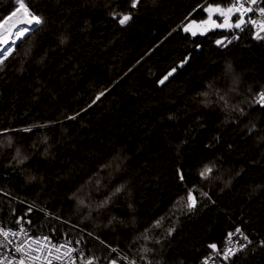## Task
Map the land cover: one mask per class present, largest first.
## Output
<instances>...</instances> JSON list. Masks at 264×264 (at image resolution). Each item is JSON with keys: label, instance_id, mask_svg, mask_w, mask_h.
<instances>
[{"label": "trees", "instance_id": "obj_1", "mask_svg": "<svg viewBox=\"0 0 264 264\" xmlns=\"http://www.w3.org/2000/svg\"><path fill=\"white\" fill-rule=\"evenodd\" d=\"M24 2L43 23L0 65L2 225L96 264H200L241 228L227 264H264V34L217 12L228 27L184 31L235 0Z\"/></svg>", "mask_w": 264, "mask_h": 264}, {"label": "snow or ice", "instance_id": "obj_2", "mask_svg": "<svg viewBox=\"0 0 264 264\" xmlns=\"http://www.w3.org/2000/svg\"><path fill=\"white\" fill-rule=\"evenodd\" d=\"M140 0H132L131 6L135 8L139 4ZM248 4L246 7L245 4ZM256 0H244V2H241V0H235L230 6L227 8H222L220 6H216L214 9L209 8V12L215 11L217 12L221 17H227L229 14L235 13L237 16V22L235 23L236 28H240L243 23H245L244 20V14L251 12L252 8L251 5H255ZM18 5V6H16ZM260 13H264V7L259 9ZM113 15H117L116 13H113ZM119 23L121 25L126 24L130 19L131 15L130 14H119ZM249 22L253 25H255L256 21L249 19ZM43 23V20L40 16L35 15L34 13L31 12L30 8L25 4L24 0H14V9L13 11L6 17L0 18V45H6V47H0V65H3V60L7 58V56L11 53V51L14 48L15 41L17 39H20L25 33H28L29 31L32 30V25L35 24L36 26H39ZM7 26V27H5ZM222 25H217V27H220ZM262 30H264V25L261 26ZM190 27H185L184 31L188 32L190 31ZM192 35H196V33L193 31ZM257 38L261 39L264 37L259 36L257 34ZM217 43H221L218 41ZM0 70H2V67H0ZM175 69L172 70L174 72ZM172 72H169L163 79L160 80V83L163 84L164 81L168 78V76L172 75ZM103 95V93H101ZM100 97L97 96V100ZM223 99V97H221ZM253 103L259 104L261 107H264V91L259 92L253 99ZM242 111V110H241ZM74 118V117H70ZM30 129H25V131H29ZM16 156L19 158L20 157V152L17 150ZM24 158L18 159V163L22 164L24 163ZM213 169L211 167L206 166L201 172L200 176L202 179H208L210 174L212 173ZM180 179L183 180V175L181 174ZM123 190V185L120 187H117L112 195H117ZM198 191V190H196ZM194 190L189 189L187 193V206L189 208H192L195 206L196 203V196L193 194ZM202 196H207V193L200 192L199 193ZM111 199V196H109L107 199L103 201L100 207H103L106 205L109 200ZM81 204L84 203L83 200L80 201ZM159 225V221L157 222V226ZM236 233H238L244 241L247 243H251L249 238L243 234L242 230L240 228H237L235 230ZM9 235L11 236H16V232H10L6 231L3 228H0V236L4 238V240H8ZM234 236V233H228V238H227V243L232 244V237ZM148 237L145 235V239ZM47 237L44 238L45 241H47ZM11 243V241H9ZM39 243V241H37ZM70 243V242H69ZM79 243V241H77ZM239 243V241H237ZM264 244V241L261 242ZM0 246L6 247V245L3 244L2 241H0ZM56 247V246H53ZM60 247H66L65 245H61ZM210 248L213 250H216L217 254H221V250L217 249V246L215 244L209 245ZM244 247H247V244H242L240 245L239 248H236L235 250L232 247H226L223 249L222 254L225 260L229 258L230 255H235L236 251L242 250ZM76 251L75 249H68V252ZM145 251H148V249H145ZM15 252L22 253L24 252V247L23 245L17 246L15 248ZM82 258V257H81ZM7 259V257H3V259H0V264H3V260ZM9 264H13V262L10 260ZM19 264H24L23 259L20 260ZM74 264V261H73ZM87 264H96V261L94 258H90L87 261ZM111 264H116V261H112ZM134 264V262H133Z\"/></svg>", "mask_w": 264, "mask_h": 264}, {"label": "built area", "instance_id": "obj_3", "mask_svg": "<svg viewBox=\"0 0 264 264\" xmlns=\"http://www.w3.org/2000/svg\"><path fill=\"white\" fill-rule=\"evenodd\" d=\"M241 2H244V0H241ZM245 6L247 7L248 4L246 3ZM251 8L252 11L245 13L244 18L255 20L256 23L253 25L254 28L258 32L264 34V30H262L261 27L264 25V13H260V8L257 2L255 5H251ZM224 19H226V17H223V20ZM256 105L261 107L259 104ZM0 228L17 233L14 237L9 235L8 240H4V238L0 236V241L6 245V247L0 246V259H3L5 256L7 257V259L3 260V264H9L10 260L13 264H19L21 259H23L24 264H73V261L74 264H87L88 260L85 253L71 243L65 241L56 242L51 240L48 236L35 235L27 226L24 225L16 229H11L4 227L0 221ZM235 230L231 232L234 233V236L232 237V244H228L226 239L225 243L218 247V249L221 250V254L212 252L207 258L201 261L200 264H227L230 259L246 252L254 244V240L247 232L241 229L243 234L249 238L251 243L244 241L243 238L235 232ZM45 237L48 238L47 241L44 240ZM9 241H11V243H9ZM37 241H39V243H37ZM237 241H239V243H237ZM242 244H247V247H244L240 251H236V254L230 255L227 260L224 259L222 254L223 249L226 247H232L235 250ZM20 245H23L24 252H15V248ZM61 245H65L66 247H60ZM68 249H75L76 251L69 253ZM120 257L122 258V262L117 264H133V262L126 257L122 255H120Z\"/></svg>", "mask_w": 264, "mask_h": 264}, {"label": "rangeland", "instance_id": "obj_4", "mask_svg": "<svg viewBox=\"0 0 264 264\" xmlns=\"http://www.w3.org/2000/svg\"><path fill=\"white\" fill-rule=\"evenodd\" d=\"M216 13L215 11H211V17L204 21V22H197V21H192L190 22L186 27H190V33H192L193 31L196 33V34H205L206 32H208L209 30H212V29H215L217 28V25H222L220 26L219 28H225V27H228L230 25V22L227 21V22H223V23H220V22H217L215 20H213V14ZM233 14H229L227 17L228 19L232 16ZM27 36V35H26ZM25 39V38H24ZM15 51V50H14ZM11 56V55H10ZM9 56V57H10ZM8 59V58H7ZM6 59V60H7ZM4 60V61H6ZM3 61V62H4Z\"/></svg>", "mask_w": 264, "mask_h": 264}, {"label": "bare ground", "instance_id": "obj_5", "mask_svg": "<svg viewBox=\"0 0 264 264\" xmlns=\"http://www.w3.org/2000/svg\"><path fill=\"white\" fill-rule=\"evenodd\" d=\"M5 27H7V26H5ZM34 28H35V27L32 26V30H31V31H29L28 33H25L20 39H17V40L15 41L14 48H13V50L11 51V53L7 56V58H8V57L14 52L16 45H17L20 41H23V39L26 37V35L28 36L29 34H31V33L34 31ZM0 47H6V45H0ZM7 58H6V59H7ZM6 59H4V60H6ZM4 60H3V61H4ZM217 249H218V248H217ZM213 252H216V251H213Z\"/></svg>", "mask_w": 264, "mask_h": 264}, {"label": "water", "instance_id": "obj_6", "mask_svg": "<svg viewBox=\"0 0 264 264\" xmlns=\"http://www.w3.org/2000/svg\"><path fill=\"white\" fill-rule=\"evenodd\" d=\"M130 20H131V19H130ZM130 20H129L126 24H124V25H122V26H127L128 23L130 22ZM32 26L35 27L34 30L38 27V26H36L35 24H33ZM217 248H218V247H217ZM211 250H212V251H216V250H213L212 248H211Z\"/></svg>", "mask_w": 264, "mask_h": 264}]
</instances>
